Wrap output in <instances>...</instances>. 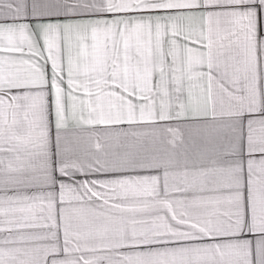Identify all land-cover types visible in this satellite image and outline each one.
Returning a JSON list of instances; mask_svg holds the SVG:
<instances>
[{"label":"snow or ice","instance_id":"obj_1","mask_svg":"<svg viewBox=\"0 0 264 264\" xmlns=\"http://www.w3.org/2000/svg\"><path fill=\"white\" fill-rule=\"evenodd\" d=\"M0 264H264V0H0Z\"/></svg>","mask_w":264,"mask_h":264}]
</instances>
